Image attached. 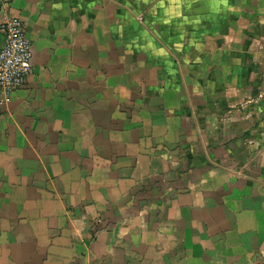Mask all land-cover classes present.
Returning a JSON list of instances; mask_svg holds the SVG:
<instances>
[{"label":"crops","instance_id":"obj_1","mask_svg":"<svg viewBox=\"0 0 264 264\" xmlns=\"http://www.w3.org/2000/svg\"><path fill=\"white\" fill-rule=\"evenodd\" d=\"M8 16L34 55L0 104V264H264V0Z\"/></svg>","mask_w":264,"mask_h":264},{"label":"built area","instance_id":"obj_2","mask_svg":"<svg viewBox=\"0 0 264 264\" xmlns=\"http://www.w3.org/2000/svg\"><path fill=\"white\" fill-rule=\"evenodd\" d=\"M3 43L0 46V104L10 101L12 94L25 85L33 71V43L24 21L8 16L0 22Z\"/></svg>","mask_w":264,"mask_h":264}]
</instances>
